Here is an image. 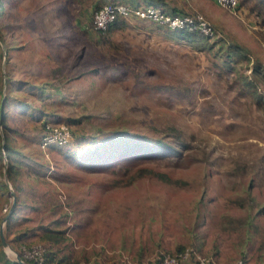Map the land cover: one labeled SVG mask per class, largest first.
<instances>
[{"label":"rangeland","instance_id":"374dc122","mask_svg":"<svg viewBox=\"0 0 264 264\" xmlns=\"http://www.w3.org/2000/svg\"><path fill=\"white\" fill-rule=\"evenodd\" d=\"M97 1L0 0V226L10 190L24 204L2 225L0 264L45 248L38 226L64 231L58 254L90 264H149L180 246L264 264V0L235 13L165 0L206 19L213 49L134 16L100 33ZM228 44L249 60L226 64Z\"/></svg>","mask_w":264,"mask_h":264},{"label":"trees","instance_id":"16d2710c","mask_svg":"<svg viewBox=\"0 0 264 264\" xmlns=\"http://www.w3.org/2000/svg\"><path fill=\"white\" fill-rule=\"evenodd\" d=\"M116 2L126 3L130 6H138L142 3L153 4V5L161 7L162 10L166 11L167 13H169L171 15L184 14L185 13V12H181V10H178L175 6L171 7V6L167 5L165 0H109L108 2H105V3H116ZM100 3H101V0H98L96 2L94 12L102 5V4L99 5ZM238 6H239V2H238L236 9H238ZM94 12H93V14H94ZM92 18H93V15H92ZM124 20L125 19H123V18H117L114 22L108 24V26L105 30L95 29L94 26H93V28L100 33L106 32L108 29L113 28V27L120 29V28H123L125 25ZM165 35H167V37L172 38L174 40L186 42L187 44H189V45H191L197 49H213L216 42H219L221 40V38L215 37L216 32L214 29H212L211 34H205L197 28H189L186 26L174 28V29L167 28ZM226 51H227V56H228L226 64H230L231 61H236L237 58L242 59V60L246 59L247 61L249 60V57L246 55L245 49L242 46L228 44L226 46ZM243 80L248 81L247 77L243 78ZM253 93H254L253 96H255L257 98L256 101L260 105H262V101H260L258 99L262 96L257 97L259 94L256 93V90ZM4 116H5V114H4V112H2L1 120L5 119ZM6 138H7V141H9L8 129L6 130ZM4 148L6 149V151L10 155V168L8 169V179L13 186H16L17 185V173L19 172V167H18L19 165H18V163H16L15 160H13V157L11 155L12 148L9 146V142L7 144H5ZM139 172L140 173H150V172H152V170L149 168H146V167H143V168L140 167ZM155 174L159 178H162L165 180L169 179L168 175L165 173L155 172ZM2 187L6 188V185L3 183ZM16 193H17V203H16V206L14 207L13 211L11 212V214L8 217L7 223H9V224H11L12 221H14L16 218L19 217L17 213L22 209V206H24V204L22 203V197H20V195H19L20 194L19 191ZM52 227L53 226H38V228L40 229L41 232L40 231L37 232L36 228H35V230H33L34 234L39 233L36 235H38V237L40 238V241H42L45 244L44 245L45 248H44V252H43V264H90L87 261L82 260L81 258H70L68 255L58 254L59 249L55 248V245L57 244V242L62 241L64 238H66V234H64L65 233L64 231L58 233ZM33 233H31V235ZM27 235H28L27 232H21L19 234V236H17V238L19 239V238L25 237ZM184 247L185 246L178 247L177 249H175V252L182 251L184 249ZM193 250L195 252H200V250L198 248H196L195 246H193ZM162 256H163L162 253L159 254V257L157 259H155L154 261L149 262V264H161ZM2 260H3L2 264H4L5 261L10 262L11 264H17V263H15V262L7 259V258H2ZM24 260L26 262H28L29 264H37L32 259H30V260L24 259ZM193 264H197V262L194 261ZM209 264H212V262H210Z\"/></svg>","mask_w":264,"mask_h":264},{"label":"built area","instance_id":"2783aa9c","mask_svg":"<svg viewBox=\"0 0 264 264\" xmlns=\"http://www.w3.org/2000/svg\"><path fill=\"white\" fill-rule=\"evenodd\" d=\"M219 5L236 11L239 0H215ZM137 17L152 21L167 28L189 27L197 28L205 34L212 33V27L201 14H176L171 15L153 4H140L130 6L126 3H104L93 14L92 24L95 29L105 30L108 24L117 18ZM59 135L65 139L69 136L67 130H62ZM44 248L40 244L30 247L22 246L18 255L24 259H32L37 264H43ZM25 261V260H24ZM196 261L197 264H209L213 262L212 257L195 252L193 248L187 247L180 252H166L162 256L161 264H183L184 262ZM18 264V263H17ZM235 264H243L240 260Z\"/></svg>","mask_w":264,"mask_h":264},{"label":"water","instance_id":"95a60500","mask_svg":"<svg viewBox=\"0 0 264 264\" xmlns=\"http://www.w3.org/2000/svg\"><path fill=\"white\" fill-rule=\"evenodd\" d=\"M8 182V181H7ZM9 183V182H8ZM10 184V183H9ZM10 187V186H9ZM10 193L14 196V200L12 202V205L10 207V210L9 212L3 217L2 219V224L0 226V239H1V244L3 246V248H6L8 246L4 236H3V227L2 226L4 224V222L8 219L9 215L11 214V212L13 211L14 209V206L16 204V199H15V193L13 190H10ZM11 261L15 262V263H18V264H29L27 263L26 261H24L19 255L18 253H16V258H10Z\"/></svg>","mask_w":264,"mask_h":264},{"label":"crops","instance_id":"0c3cea01","mask_svg":"<svg viewBox=\"0 0 264 264\" xmlns=\"http://www.w3.org/2000/svg\"><path fill=\"white\" fill-rule=\"evenodd\" d=\"M214 2H216L215 0H213ZM217 3V2H216ZM218 4V3H217ZM219 5V4H218ZM220 6V5H219Z\"/></svg>","mask_w":264,"mask_h":264}]
</instances>
